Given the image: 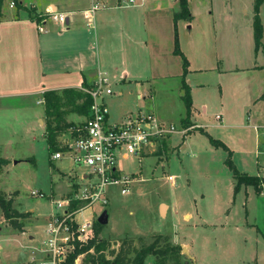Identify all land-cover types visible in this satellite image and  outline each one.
Instances as JSON below:
<instances>
[{
  "label": "rangeland",
  "instance_id": "obj_1",
  "mask_svg": "<svg viewBox=\"0 0 264 264\" xmlns=\"http://www.w3.org/2000/svg\"><path fill=\"white\" fill-rule=\"evenodd\" d=\"M187 4L190 13L193 12L192 18L176 19L179 49L187 60L182 79L156 84L160 92L156 93L155 100L150 96L136 99L123 85L109 78L114 93L122 88L123 91L118 97L105 96V100H113L116 111L126 110L128 114L129 109L145 111L154 102L156 114L178 128L185 114V105L178 95V88L184 81L191 86V101L196 102L195 109L191 105V121L206 126L212 135H217L214 125L219 123L215 114L218 113L220 84L212 69L217 66L218 55L227 53V49L232 54L237 51L245 56L253 53L254 0H187ZM229 4L233 12L231 16L226 11ZM260 11L264 23V6ZM262 41L264 43V37ZM200 81L207 82L202 89L198 87V83H203ZM146 86L149 87L148 84L137 87L134 93L139 91L145 96ZM35 101L33 99L30 104L31 109L16 110L0 117V155L11 159L9 164L0 168V196L11 198L17 212L27 213L24 217L7 218L0 208V264H38L46 259L48 255L42 250L48 239L50 217L52 213L62 211L51 199L63 198L70 190L66 187V179L62 178L63 172H71L72 168L78 174L88 172L87 168L74 166L69 160H50L51 152L43 136L44 123L42 129L37 120L41 105ZM203 103L206 104L205 112L202 111ZM72 118L68 117L70 121H66L61 135L67 140L68 122L73 121ZM7 140L9 147L3 143ZM175 140L183 142L185 147L177 142L171 146ZM167 143V146L163 144L160 153L142 155L140 160L132 154L119 158L124 173L134 179L128 192L121 194L119 184L107 185L108 204L94 203L82 210L77 220L91 219L94 222L103 210H107L108 222L103 224L99 235L110 240V246L105 250L108 258H112L110 249L119 248V238L131 236L137 248L156 239L160 248L184 243L185 250L182 252L181 247L180 252L182 262L189 257L185 245L188 243L201 264H242L244 260L249 261L246 264H256V256H252L256 251L262 258L260 264H264L263 242L257 244L254 240L255 237L264 240L257 231L264 232V211L262 208L257 213L250 211L245 218L243 191L236 192L234 197L235 179L223 164L227 150L214 146L198 129L187 136L174 132L172 141L169 139ZM25 157H33L32 162L31 158L21 160ZM168 175L174 176V185L168 181ZM52 180L55 184L51 193ZM33 190L43 192L44 196L32 195ZM262 199L260 197L259 201ZM164 202L169 209L165 206L161 213L160 206L165 205ZM262 204L263 201L259 207ZM248 207L250 209V204ZM246 219L254 225H248ZM14 221L23 229L15 228ZM68 252L67 249L65 256ZM157 260L158 256L150 255L144 264H156ZM82 261L83 255L76 263L82 264ZM171 263L170 260L166 262Z\"/></svg>",
  "mask_w": 264,
  "mask_h": 264
},
{
  "label": "crops",
  "instance_id": "obj_2",
  "mask_svg": "<svg viewBox=\"0 0 264 264\" xmlns=\"http://www.w3.org/2000/svg\"><path fill=\"white\" fill-rule=\"evenodd\" d=\"M16 1L22 7H17L13 0H2L0 3V117L5 114L10 115V112L16 110H26L29 107L31 109L30 104L34 99L37 105H41L37 120L43 129V102L39 101L42 100V93L45 90L84 88L82 86L84 84L89 87L103 76L123 85L126 92L135 95L136 99H146V96H150L156 100V93L160 92L156 84L171 79L174 81L182 79V59L173 52L176 32L174 17L180 11L179 0ZM93 3L99 4V7L92 13L91 18L87 19L86 12ZM50 10L67 13L68 21L62 24L50 19L46 13ZM226 11L230 16L233 14L230 4ZM34 13H46V16L43 21H37L30 18L29 14ZM191 16H193L192 11ZM39 22L42 30L38 29ZM226 52L218 55L217 66L212 69L214 78L220 84L218 113L215 114L220 118L216 116L219 123L214 125L217 135H212L205 128L206 126L191 121V117L188 128L179 123L178 128H186L187 131L175 133L187 136L196 130L195 128H202L204 132L220 140L232 151V159L239 172L264 179V101L259 98L264 91V50L260 48L255 51L254 48L253 53L247 56L237 51L232 54L228 49ZM200 82H203L198 83L200 89L207 85V82ZM147 84L149 87L146 86L145 96L139 91L134 93L137 87ZM181 85L178 88L179 97ZM189 87L191 92V86ZM123 88L112 95L116 97L122 95ZM193 102L192 109H195L196 102ZM106 103L109 109V121H118L128 114L126 110L116 111L113 100H108ZM153 104L154 102L145 111L156 114L157 108ZM129 111V113L133 112L130 109ZM202 111H206L204 103ZM184 113L186 114V108ZM70 116L74 118L71 122L78 124L83 122L87 115L72 113L67 115V121H70L68 120ZM157 116L162 121L170 122ZM75 118L79 120L76 121ZM200 133L205 135L201 131ZM173 134L169 137L171 141ZM68 137H71L69 133ZM59 139L66 138L61 136ZM169 139L162 142V151L163 143L167 146ZM231 140L235 143H231ZM176 142L177 140L174 144L170 142L171 146ZM3 143L9 147V140ZM178 143L182 148L185 147L183 142ZM226 152L228 155V151ZM0 158L6 159L8 164L11 162V159L5 156L0 155ZM26 159L32 162L33 157L21 158V160ZM16 162L17 160L14 161ZM74 173L77 172L73 168L71 172H63L62 178L66 179L64 181L68 189L71 187L70 177ZM230 173L232 174L231 171ZM174 183L175 180L171 184ZM54 184L52 180L51 193ZM239 191H243L244 194L245 218L250 215V211L257 213L260 212V208L264 211V187L260 192H256L252 185L242 184L237 193ZM237 193H233L234 197ZM260 197L263 198L262 207H259L262 202L259 201ZM165 206L169 209L167 203L164 208ZM246 223L254 225L247 219ZM257 231L264 238V232ZM24 232L26 231L22 233ZM254 240L257 244L263 242L264 245V240L258 237ZM179 245L184 247L182 242H179ZM185 245L189 252L188 259L195 264H201L196 255L192 254V246L188 243ZM252 256H256L254 260L256 264H260L262 259L260 253L252 252ZM245 262L249 261L244 260L242 264H246Z\"/></svg>",
  "mask_w": 264,
  "mask_h": 264
},
{
  "label": "built area",
  "instance_id": "obj_3",
  "mask_svg": "<svg viewBox=\"0 0 264 264\" xmlns=\"http://www.w3.org/2000/svg\"><path fill=\"white\" fill-rule=\"evenodd\" d=\"M98 7L99 4L93 3L85 17L90 19ZM46 13L47 17L62 24L69 18L63 12L50 10ZM38 29L42 30L40 22ZM81 89L91 96L88 114L83 122L67 128L71 137L61 141L60 148L51 153L50 160L66 159L74 166L87 168L88 172L74 173L70 177L71 187L65 197L51 199L57 209L62 211L58 210L51 215L48 239L42 250L48 256L38 264H61L66 258L65 251L68 249L70 252L73 248L72 240L83 243L93 237L94 222L91 219L79 221L77 215L94 203L107 205V185L119 184L121 194L128 192L134 179L124 173L118 162L119 158L132 154L139 160L142 155L155 153L174 132L187 131L186 128H177L173 123L160 120L152 111L137 110L118 121H109L105 96L114 92L106 77H99L93 85ZM167 179L171 183L175 180L173 175H168ZM31 194L44 196L43 192L35 190ZM73 201L81 205L70 210ZM79 256L74 264H77Z\"/></svg>",
  "mask_w": 264,
  "mask_h": 264
},
{
  "label": "trees",
  "instance_id": "obj_4",
  "mask_svg": "<svg viewBox=\"0 0 264 264\" xmlns=\"http://www.w3.org/2000/svg\"><path fill=\"white\" fill-rule=\"evenodd\" d=\"M2 0H0L1 3ZM17 7H22V5L13 0ZM180 11L175 15V19L178 17H185L191 19V13L187 6V0H179ZM264 6V0H254L253 4V19H252V29L254 31V46L255 51L263 48L262 38L264 35L263 23L260 16V7ZM46 14V13H45ZM45 14H29L30 18L37 21H41ZM173 52L180 55L182 59L183 73L187 70V60L181 50L179 49L177 33L175 32L174 39V49ZM184 75V74H183ZM87 87L86 84L82 85ZM43 101V121H44V131L43 136L46 139L47 147L51 153L58 150L61 145L62 139H59L63 132L64 125L67 123V115L77 114L80 116H86L88 114L89 105L91 103V96L81 88L67 87L60 90H45L42 93ZM180 98L184 102L186 108L185 116L180 120L181 126L187 127L191 124L190 112H191V95L190 87L187 83L182 81L181 85V95ZM259 98L264 101V91L260 94ZM73 125V122H68ZM67 127V128H68ZM202 133L208 136L210 142L216 146L221 147L228 151V155L224 160L225 165L230 169L235 179L234 192H237L242 184L252 185L256 192L264 187V179L258 178L257 176H252L244 172H239L232 159V151L227 148L220 140L212 138L208 133L204 132L202 128L197 127ZM164 142V141H163ZM164 144V143H163ZM161 146L158 147L155 153H160ZM7 163V160L0 158V166ZM81 204L77 201H73L70 204V210L78 208ZM0 208L7 218L12 216L24 217L27 215L25 212H17L12 206V199H4L0 196ZM13 219V218H12ZM14 220V219H13ZM14 227L19 231L22 230V226L18 222H12ZM103 225L99 224L97 220L93 223V237L87 242H79L76 239L71 241L73 246L72 250L68 253L66 258L61 262V264H74L75 259L79 255H83L82 264H144L145 260L150 255H155L159 257L156 264H166L167 260L171 261V264H195L192 260L188 259L184 262L180 259L181 246L180 245H165V247L160 248L156 240L147 246H142L137 248L134 246V238L131 236L119 238L120 244L117 250L110 249V254L112 258H108L105 254V250L109 248L110 240L107 238H102L99 233Z\"/></svg>",
  "mask_w": 264,
  "mask_h": 264
},
{
  "label": "water",
  "instance_id": "obj_5",
  "mask_svg": "<svg viewBox=\"0 0 264 264\" xmlns=\"http://www.w3.org/2000/svg\"><path fill=\"white\" fill-rule=\"evenodd\" d=\"M164 205L161 206V213H163ZM108 221V213L106 210H103L99 216L97 217V222L101 225L106 224ZM185 248L182 247V252H184Z\"/></svg>",
  "mask_w": 264,
  "mask_h": 264
}]
</instances>
